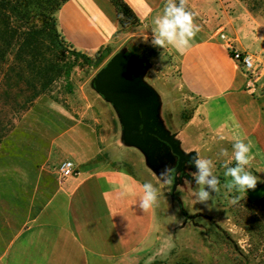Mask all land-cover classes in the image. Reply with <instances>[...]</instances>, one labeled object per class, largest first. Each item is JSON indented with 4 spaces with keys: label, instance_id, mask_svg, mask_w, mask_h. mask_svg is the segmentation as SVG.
<instances>
[{
    "label": "rangeland",
    "instance_id": "1",
    "mask_svg": "<svg viewBox=\"0 0 264 264\" xmlns=\"http://www.w3.org/2000/svg\"><path fill=\"white\" fill-rule=\"evenodd\" d=\"M0 1L8 31L14 37L2 70L19 67L13 63L18 49L15 44L28 35L36 46L42 72L38 78L26 70L19 80L15 72L9 74L10 79L0 74V264L52 185L65 180L56 169L66 159L72 160L68 156L76 150L88 157L99 154L92 163L108 159V154L124 162L155 193L150 238L144 249L124 264H264V184L260 186L264 170L253 175L258 186L239 190L229 169L240 167L244 174L260 168L250 166L249 161L239 165L235 143L209 130L202 119V101L183 88L177 60L170 51L154 40L128 35L85 54L90 58L85 62L75 57L77 50L54 35V29L59 30V10L55 9L62 0ZM173 1L188 10L189 0ZM242 4L250 14L264 16V0H242ZM227 5L222 3L221 9L231 13ZM117 53L139 62L141 81L156 97L157 123L173 136L184 155L195 157L176 176L175 196L180 206L170 195L168 176L176 158L168 146L160 143L148 158L126 142L116 110L95 88L97 73ZM99 58L102 60L96 64ZM257 75L256 67L251 79ZM33 86L43 90L35 98ZM30 99L33 101L26 104ZM23 104L25 109L20 107ZM3 109L7 110L5 117ZM198 160L207 162L210 173L204 184L197 180ZM213 178L215 187L207 183ZM201 191L208 194L206 198H200Z\"/></svg>",
    "mask_w": 264,
    "mask_h": 264
},
{
    "label": "crops",
    "instance_id": "2",
    "mask_svg": "<svg viewBox=\"0 0 264 264\" xmlns=\"http://www.w3.org/2000/svg\"><path fill=\"white\" fill-rule=\"evenodd\" d=\"M122 1L139 20L128 31H120L110 0L65 1L58 12V29L70 46L90 55L128 35L155 41L157 21L166 8L179 7L173 0ZM224 2L231 13L221 9ZM186 9L193 16L194 35L185 37L189 46L173 49L167 41L163 46L177 60L183 88L202 101L206 126L235 145L249 144L245 155L250 166L260 168L249 174H258L264 170V16L250 14L242 0H189ZM220 33L236 50L252 55L258 68L253 81L233 61ZM98 155L88 157L76 150L68 156L77 175L52 185L2 264H124L144 249L152 231L154 202L147 210L141 208L145 184L109 154L92 163Z\"/></svg>",
    "mask_w": 264,
    "mask_h": 264
},
{
    "label": "water",
    "instance_id": "3",
    "mask_svg": "<svg viewBox=\"0 0 264 264\" xmlns=\"http://www.w3.org/2000/svg\"><path fill=\"white\" fill-rule=\"evenodd\" d=\"M140 74L141 66L137 60L117 53L99 70L94 85L116 110L126 142L140 148L148 158L153 154L152 148H158L160 143L168 146L170 153L176 158V165L169 173V177L174 175L170 195L180 203L175 196L176 176L195 157L184 155L173 136L157 123L156 97L142 83Z\"/></svg>",
    "mask_w": 264,
    "mask_h": 264
},
{
    "label": "clouds",
    "instance_id": "4",
    "mask_svg": "<svg viewBox=\"0 0 264 264\" xmlns=\"http://www.w3.org/2000/svg\"><path fill=\"white\" fill-rule=\"evenodd\" d=\"M192 13L184 11V6L176 7L174 5H169L165 10V15L162 19L157 21L158 25V37L154 41L157 45H164L165 41L169 44L175 45L178 49H184L189 46L188 40L185 37H192L194 35L193 25H192ZM235 147L238 149L236 152V160L239 164L244 165L248 163L246 153L250 150V145H245L243 143H236ZM197 166L199 168V174L197 180L200 184H204L205 177L210 173L207 168V162L203 160L197 161ZM242 173L240 167L229 169L228 174L231 175L235 183L239 186V190L245 192L246 189H253L256 186L257 178L249 173ZM164 175V173H161ZM209 185L215 187L217 181L215 178L207 181ZM144 196L142 198L140 207L147 210L152 207L155 201V193L151 190L150 185H144ZM207 193L204 191L200 192V198L204 199L207 197Z\"/></svg>",
    "mask_w": 264,
    "mask_h": 264
},
{
    "label": "trees",
    "instance_id": "5",
    "mask_svg": "<svg viewBox=\"0 0 264 264\" xmlns=\"http://www.w3.org/2000/svg\"><path fill=\"white\" fill-rule=\"evenodd\" d=\"M44 1L45 0H38V2H44ZM65 1H67V0H62L61 5H59L58 8L55 9V11L60 10L62 4ZM110 2L112 3V5L116 9L117 21L119 23L120 28L123 31H128L129 29L136 27L138 25V23H139L138 18L136 17V15L132 11V9L126 3H124L122 0H110ZM184 11H187V10L184 9ZM6 19H7V17L4 14V9H2L0 7V74L3 73L4 77H6L7 79H10L9 77H11L12 75H9V74L11 72H13V73L15 72L16 78H17V80H19V79L23 78L24 71L27 70V71H29V73H33V75H39L38 78H41L40 77V76H42V74H41L42 72L40 71L41 65H40V63H37V60H36L37 56H38V54L36 53V50H35L36 46H33V44H31V40H28V38H27L28 35L26 36V38H24L22 40L21 43L19 42V43L15 44V45H18V49L13 54V63H14V65L19 64V67L14 66V67L9 68V66H8L6 71L2 70V66L6 63L5 58L10 53L11 47L14 46V43H13L14 37H12L8 31ZM54 26H56V25L54 24ZM54 35H55V37H58V36L62 37V39L64 40V43H65L66 40L64 39V37L62 36V34L59 30L54 29ZM29 36H32V34H29ZM34 43H35L34 45H37L36 40H34ZM68 46L72 47L69 44H68ZM74 55H75V57L82 58L85 62L90 61V58L88 56H86L85 54H83L79 51L74 52ZM101 60H102V58H99V59H97V62H95V63L98 64ZM8 87H9V85L7 84L5 86V88H8ZM33 89H35L34 90L35 94L33 95V98L37 97L40 94V91H43L42 89H40V91L39 90L37 91L36 90L37 88L34 86H33ZM32 101H33V99H30L29 101H27V102L25 101V102H26V104H29ZM12 102L15 105L17 103L14 101H12ZM25 102H24V104H25ZM24 104L20 106V107L23 106V109L26 108L24 106ZM3 105H5V106L8 105V104H6L5 100L3 101ZM1 113H3L2 115H3V117H5L7 115V110L3 109L1 111ZM178 204L180 206V203H178Z\"/></svg>",
    "mask_w": 264,
    "mask_h": 264
},
{
    "label": "built area",
    "instance_id": "6",
    "mask_svg": "<svg viewBox=\"0 0 264 264\" xmlns=\"http://www.w3.org/2000/svg\"><path fill=\"white\" fill-rule=\"evenodd\" d=\"M219 39L223 42L225 49L230 53L233 61L236 62V64H238L242 69V72L246 75L247 80L253 81L251 78L256 71V65L252 55L247 52L236 50L231 40L224 33L219 34ZM56 170L58 176L63 179L71 178L76 176L78 173L77 166L71 160H65L61 162Z\"/></svg>",
    "mask_w": 264,
    "mask_h": 264
},
{
    "label": "flooded vegetation",
    "instance_id": "7",
    "mask_svg": "<svg viewBox=\"0 0 264 264\" xmlns=\"http://www.w3.org/2000/svg\"><path fill=\"white\" fill-rule=\"evenodd\" d=\"M171 172V171H170ZM174 175L172 174L171 177L168 176V179L171 181L172 184V179H173Z\"/></svg>",
    "mask_w": 264,
    "mask_h": 264
}]
</instances>
